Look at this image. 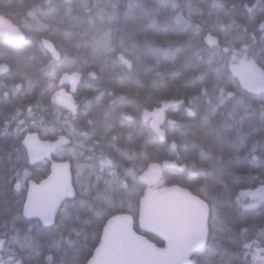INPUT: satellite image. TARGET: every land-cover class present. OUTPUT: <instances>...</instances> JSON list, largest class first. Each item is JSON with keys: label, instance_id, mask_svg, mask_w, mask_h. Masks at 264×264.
<instances>
[{"label": "trees", "instance_id": "trees-1", "mask_svg": "<svg viewBox=\"0 0 264 264\" xmlns=\"http://www.w3.org/2000/svg\"><path fill=\"white\" fill-rule=\"evenodd\" d=\"M0 14L25 35L19 43L0 37V200L9 208L0 212V238L6 239L0 255L7 260L14 252L27 264H83L108 219L120 214L163 245L138 228L145 190L138 175L150 162L175 160L184 170H165L160 185L178 184L209 205L207 243L217 253L212 264H220L225 250V262L243 264L233 239L243 242L264 229V204L243 218L236 210L240 190L264 186V89L246 92L228 65L251 60L264 81V0H0ZM44 38L58 58L42 46ZM64 72L82 75L73 95L75 116L54 100ZM171 99L183 103L167 110L175 122L164 124L160 142L140 114ZM29 132L70 141L58 143L51 160L30 164L22 145ZM241 140L245 148L237 152ZM254 142L257 160L247 155ZM54 160L71 164L76 194L46 227L23 216V203L28 182L44 179ZM221 175L230 205L216 183ZM211 197L220 201L216 211L226 214L222 225L212 224ZM26 239L33 251L19 248ZM203 256L198 251L195 261Z\"/></svg>", "mask_w": 264, "mask_h": 264}, {"label": "snow or ice", "instance_id": "snow-or-ice-1", "mask_svg": "<svg viewBox=\"0 0 264 264\" xmlns=\"http://www.w3.org/2000/svg\"><path fill=\"white\" fill-rule=\"evenodd\" d=\"M245 148L243 140L236 148L240 152ZM256 153V142L248 150L247 155L253 160L259 159ZM37 157H34V161ZM33 161V162H34ZM216 183L222 185L223 202L231 204L228 185L224 183V176L217 177ZM21 185L16 183L15 188L19 190ZM3 187L0 186V195L3 194ZM73 195L70 182L52 180L51 178L40 182H33L28 187L26 202L23 203V214L25 217H37L45 225L52 223L53 217L61 207V202L65 197ZM205 198H209L208 195ZM242 198H247L243 200ZM213 208L211 221L215 226L223 224L225 215L216 211V205L220 203L216 197H211ZM264 204V187L254 191H241L236 198V210L243 218L249 211L255 210ZM9 208L7 201L0 200V212H7ZM141 227L148 228L152 232L158 233L167 242V247L157 248L143 236L137 235L133 231L132 218L128 215H113L103 228V237L99 246L95 248L90 259H85L83 264H212L211 257L215 256L216 250L208 246L209 238V205L204 199H195L186 204L179 227H174L170 222L160 218L156 214L142 215L140 219ZM75 231V229H73ZM232 231V229H228ZM247 228H241L240 233H247ZM12 242L17 243V237H12ZM71 240L68 244H72ZM6 244L5 238H0V254L4 252ZM233 244L242 249L244 255L243 264H248V256L251 255L252 264H264V229L255 236L240 242L233 239ZM19 248L23 252L33 251L30 241L19 243ZM203 252L201 261L190 259L194 252ZM220 264H232L231 258L227 262L224 256L227 250L221 254ZM235 255V253L233 254ZM48 261L52 258L48 257ZM0 264H27L23 256H17L10 252L7 260L0 255Z\"/></svg>", "mask_w": 264, "mask_h": 264}, {"label": "water", "instance_id": "water-1", "mask_svg": "<svg viewBox=\"0 0 264 264\" xmlns=\"http://www.w3.org/2000/svg\"><path fill=\"white\" fill-rule=\"evenodd\" d=\"M3 35H8L11 43H19L23 41L25 38L24 33L15 24H13L10 20H8L6 17L0 14V36ZM41 43L42 46L52 55L53 58H56L60 55L59 51L55 48L53 43L48 39L45 38L42 39ZM228 70L234 77H236L239 80L242 89L245 90L246 92L251 94H256L261 90L262 84L260 81V77L258 74L255 73V64L252 61L231 63L228 66ZM81 76L82 75L80 72H64L61 74L58 80V85L62 86L63 84L66 83L69 86V91L67 92L64 88H62L55 97V102L60 106H62L71 115L77 114L78 105L74 102L73 94L76 91L77 84L80 81ZM90 76L92 78L96 77L94 72H90ZM181 103H183V100L181 99L166 100L160 102L159 105L153 108L152 110L144 109L141 112V120L148 123L149 128L157 136L159 141L164 142L166 140V132L165 129L163 128L165 121L168 124H173L175 122L172 119L166 120L167 110L170 107L177 106ZM121 116L125 120H132V117L130 115L121 114ZM58 142L67 143L69 142V139L66 136H61L57 141H42V139L39 137V135L36 132H30L25 135L22 144L23 147L26 149L29 163L35 164L37 161L41 159L51 160L50 153L53 151L54 147L57 145ZM170 147L175 150L176 149L175 142H171ZM34 157H37L35 161H34ZM184 168L185 165H178L175 160L150 162L147 165V167L138 176V179L146 186V189L139 200V213L137 218L138 228L141 231H145L159 237L163 241V245L159 246L155 244L153 241H151L147 236L137 232L134 228V220L130 215L120 214V215L130 216L132 218L133 231L136 232L137 235L143 236L150 243L154 244L157 248L162 249L167 247V242L158 233L152 232L148 228L141 227L140 224L141 216L150 213L156 214L160 218L170 222L174 227H179L186 204L195 199H202L198 195L190 191L189 189L182 187L178 184L162 185L157 188H154V186H156L161 181L163 172L165 170L177 169L182 171L184 170ZM49 178H51L54 181L61 180L64 182H70L72 185L73 195L70 197H65L64 200L61 202V205L65 200L73 199L75 197L76 193L73 186L71 165L68 161H53L50 167L49 174L47 175V177H45L42 180ZM33 182L34 181H29L28 187ZM260 187H264V186H260ZM241 191H254V190L245 189V190H240L239 193ZM26 197H27V192H26ZM25 202H26V198H25ZM55 217L56 215L53 217L52 223L48 225H45L43 221H41L37 217H25V218L26 219L36 218L44 226L48 227L54 224ZM102 237H103V232L100 240L102 239ZM98 246L99 243L96 247ZM197 252H194L191 255L190 259L195 261L194 255Z\"/></svg>", "mask_w": 264, "mask_h": 264}, {"label": "flooded vegetation", "instance_id": "flooded-vegetation-1", "mask_svg": "<svg viewBox=\"0 0 264 264\" xmlns=\"http://www.w3.org/2000/svg\"><path fill=\"white\" fill-rule=\"evenodd\" d=\"M55 59V58H54ZM57 86H58V84H57ZM62 88H64L65 89V84H63L62 86H58V88H57V90H56V92H55V95H54V99H55V97H56V95L59 93V91H60V89H62ZM66 91H68V88L67 89H65ZM142 122H144V121H142ZM144 123H146V122H144ZM60 138V137H59ZM50 167H51V165H50ZM139 176V175H138ZM140 181V180H139ZM145 185V184H144ZM159 185H160V183H158L156 186H154V188H157V187H159ZM145 189H146V186H145ZM145 191V190H144Z\"/></svg>", "mask_w": 264, "mask_h": 264}, {"label": "rangeland", "instance_id": "rangeland-1", "mask_svg": "<svg viewBox=\"0 0 264 264\" xmlns=\"http://www.w3.org/2000/svg\"><path fill=\"white\" fill-rule=\"evenodd\" d=\"M240 61H244V59H243V60H240ZM245 61H246V60H245ZM255 71H256V73L260 76L261 82H262V84H263L262 89H264V81H263V77H262L261 71H260L258 68H256ZM71 151L73 152L72 149H71ZM104 162H105V161H102V163H104ZM107 163H108V162H107Z\"/></svg>", "mask_w": 264, "mask_h": 264}]
</instances>
